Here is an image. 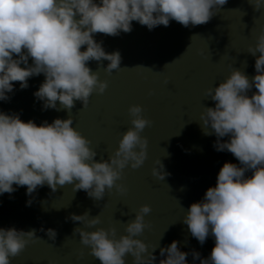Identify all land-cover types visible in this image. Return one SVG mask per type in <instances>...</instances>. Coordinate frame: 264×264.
Returning <instances> with one entry per match:
<instances>
[{
	"label": "clouds",
	"instance_id": "clouds-1",
	"mask_svg": "<svg viewBox=\"0 0 264 264\" xmlns=\"http://www.w3.org/2000/svg\"><path fill=\"white\" fill-rule=\"evenodd\" d=\"M228 0H0V101H7L13 82L28 88V79L43 74L45 79L34 92L43 101V109L67 111L80 101L88 106L93 93L102 95L108 81L100 79L99 69L109 75L121 69V54L103 48L95 34L118 36L130 33L136 21L149 30L169 26L176 21L184 27L208 23ZM254 10L264 8V0H249ZM85 50H81L85 48ZM248 53L256 57V75L251 79L233 68L218 87L205 89V99L215 107L203 106L200 113L202 131L216 136L214 149L228 151L238 161L225 162L215 187H209L204 198L194 202L183 217L192 237L203 245L209 235L215 244L208 258L193 251L200 264H264V29ZM15 57V58H14ZM29 58L32 63L29 64ZM109 63L105 67L103 61ZM97 62V70L89 66ZM24 65L21 67V65ZM255 88L251 96L248 92ZM152 94L151 92L149 93ZM59 102V106L57 105ZM130 127L122 134L118 147L106 160L97 161L91 141L73 127V118H56L24 122L18 114L0 112V195L26 186L28 196L47 185L53 192L70 184L73 191L82 190L94 201L104 199L115 189L126 194L122 181L124 169H138L148 157L145 128L153 121L144 115L140 104L128 108ZM228 137L226 141L222 138ZM152 169V175L164 180V165ZM251 175L246 177V173ZM30 206L32 200H28ZM152 208L140 206L135 218L125 224L126 235L117 238V229L96 228L86 231L77 227L80 242L101 264H125L131 255L133 264H154L156 257L138 237L150 224L145 216ZM88 211L71 214L66 219L83 223L87 228L101 224L100 215L91 218ZM45 231L43 227L39 229ZM36 229L0 228V264H11L29 244L41 239ZM51 240L57 232L46 231ZM155 249H153V252ZM165 256L159 264H187L188 253L172 241L160 249Z\"/></svg>",
	"mask_w": 264,
	"mask_h": 264
},
{
	"label": "water",
	"instance_id": "water-1",
	"mask_svg": "<svg viewBox=\"0 0 264 264\" xmlns=\"http://www.w3.org/2000/svg\"><path fill=\"white\" fill-rule=\"evenodd\" d=\"M262 29L264 8L256 11L249 0H228L203 25L186 28L173 20L167 27L160 25L149 30L133 21L130 33L121 32L115 37L95 34L94 39L103 41L106 52H120L121 69L110 75L99 69L100 79L108 81V88L102 95L93 93L86 108L76 101L70 113L43 109V101L34 96L45 79L43 74L30 77L26 89L13 82L14 90L7 94L10 99L0 101V112L18 114L22 121L32 120L37 125L71 115L73 127L92 142L90 147L97 152V161L108 159L122 134L132 127L130 105H142L144 115L154 123L142 133L149 142L145 163L138 169L125 168L123 180L118 181L128 189L126 194L113 189L106 192L103 200L94 201L86 192H74L73 186L66 184L55 192L47 185L38 187L31 196L26 194V186L13 185L15 192L0 195V228L36 229L41 238L12 258L11 264H101L73 230L114 226L119 238L126 235L125 224L135 218L143 204L152 208L145 216L150 227L135 238L148 246L156 257L154 264L166 258L160 255V249L174 240L180 251L188 253L187 264H200L193 259V251L208 258L214 238L209 235L201 245L192 237L183 217L192 203L204 198L209 187L216 186L224 163L239 166V161L228 151H216V136L203 133L199 121L203 106L215 107L214 101L205 99L204 92L218 87L233 68L250 79L256 75L259 53L254 57L247 50L255 45ZM85 49L86 46L81 50ZM108 63L103 61L105 67ZM88 66L97 70L96 61H90ZM256 91L253 87L248 95ZM228 139L224 137L222 141ZM157 161L169 174L164 180L152 175V169L159 168ZM251 174L249 171L245 175ZM28 200H32L30 206ZM86 211L89 218L100 215L101 224L87 228L66 219ZM41 227L45 231H40ZM49 228L57 232L54 241L46 234ZM125 264H133L130 254L125 257Z\"/></svg>",
	"mask_w": 264,
	"mask_h": 264
}]
</instances>
